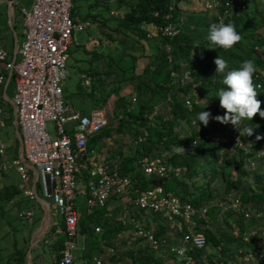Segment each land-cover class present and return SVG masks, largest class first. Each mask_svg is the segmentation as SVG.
Segmentation results:
<instances>
[{
    "label": "trees",
    "instance_id": "obj_1",
    "mask_svg": "<svg viewBox=\"0 0 264 264\" xmlns=\"http://www.w3.org/2000/svg\"><path fill=\"white\" fill-rule=\"evenodd\" d=\"M112 1L113 7L120 11V14L116 17L113 15L114 8L111 9L112 6L108 5L107 1H103L101 8H97V10H104V16L99 15L97 12H85L82 15V18H89L91 22H95L91 26L96 27L97 33L107 40L105 43L101 42L102 47L104 46L106 49L104 50L106 51L105 54L102 53L103 51L96 50L88 53L91 59L105 56L107 59L105 68L93 70L91 66H88L82 71L90 73L97 81H100L102 75H108L112 72L111 66H115L121 72L120 77L115 80L117 82L115 88H112V92L116 95L112 108V115L115 117L116 123L111 127L118 132L127 133L130 138H133V143L136 146L119 157L121 159L116 163L118 173L127 176L131 180L132 188L141 190L158 184L165 192L173 193L195 206L203 205L206 200L212 199L211 191L205 192V190H207L208 178L215 175V163L220 157L216 153L218 142H216L215 136L222 135L225 132L229 135L233 134V131L229 130V126H233L232 124L212 123V115L218 112L217 109L220 107L215 93L218 89L225 87L221 81L228 71L238 70L242 63L247 60L254 62L256 71L253 74V84L257 86L258 95L256 98L261 102L260 111H264V32L263 34L260 33V29L264 28V15L257 16L254 14V10L249 5L251 0L246 1L248 9H246L245 0L244 2L239 0L236 7L228 8L229 11L222 20L224 23L234 24L236 31L242 36V40L230 49H223L211 46L206 40L209 27L213 23H217V13L221 14L222 8L217 11L210 9L213 11L212 17L206 19L207 14L205 11H209L207 8H203L204 11L200 10L198 12L186 11V16L181 17L183 10L180 8L179 2L185 1L186 4H189L190 0ZM73 2L74 0H72L71 12L76 13ZM241 4L244 5V9L240 8ZM193 13L201 14L198 17L201 20L200 23L192 19ZM166 15L168 16L166 17ZM167 22H173L178 28L177 33L171 38L158 31L155 36L150 38L145 36L148 29L157 28L159 30ZM188 22L193 23V26L202 25L206 27V34L196 40L194 36H191L182 28V26H188ZM101 26L104 29L106 28L107 31L101 30ZM126 39H131V41L144 40L148 43L151 51L143 50L144 47L142 46L139 53L128 52L125 48ZM99 41L101 40L99 39ZM165 45L169 46L168 52L165 51ZM117 46H119L118 50L120 49V52L117 57L112 58L109 54L110 50L117 48ZM217 56L222 57L227 62L228 67L224 73H215L213 61ZM142 57L145 59L144 63L140 67V71L136 72V60ZM186 69L191 70V73L185 79L182 74ZM94 81L90 86L92 92L95 85ZM122 81H129L130 89L134 93H120L119 83ZM126 85L124 84V86ZM108 93L101 94L99 97L100 105L106 102ZM142 93L149 94L146 100L141 99L140 95ZM185 100L188 103H185ZM201 111L211 113L207 126L200 124V121L195 119ZM221 111L225 113L223 108H221ZM9 119L11 120V118ZM111 127H103L93 133L88 139L87 147L90 149L91 144H94L103 134L108 136ZM235 127L241 129L243 133H245V128L253 129V134L251 136L247 135L252 143L251 151L264 144V118H261L259 113L251 120H242ZM182 128L188 130L189 135H181ZM197 130L207 133L208 138H201L192 147L190 141L194 138ZM257 136L262 138L257 140ZM137 137H140L141 141L135 143ZM226 141L235 151V154L228 158V163L233 167L235 174L230 179H226L224 193L234 190L237 196L227 197L223 201L224 204L228 202L223 218L226 224L229 221H235L237 232L233 234L232 232L220 231L217 226H214L212 231L204 228L202 233L205 236V245L203 248L190 251L193 258L191 264H213L212 260L209 259L212 254L220 261V264H227L226 259L231 257L237 249H242V251L254 249L255 240L252 237L244 240L243 236L248 232L249 225L256 221H261L263 226L262 236H264V171L263 173L258 169L250 171L246 165V159L253 157V154L244 153L241 148L233 145L229 139ZM142 142L143 144H141ZM179 143H182L183 148L186 150L184 154L175 153L171 149ZM16 149L17 141L15 139L14 154ZM162 153L166 154L165 161L171 169L179 168L178 175L174 176L170 171L164 177L158 178L153 174L146 175L143 173L138 160L142 157L151 158ZM217 165L221 172L222 163L219 162ZM179 175L182 176L178 178ZM197 175L205 177L200 193L195 192L197 187L189 190L183 185L184 178L194 184ZM246 178H248L247 183L245 182ZM242 184H245V186L251 184L256 187L253 188V191L247 188L241 190ZM18 192L19 190L11 184H4L0 187V200H8ZM131 196L133 197L134 193ZM232 198L238 200L237 210L230 207ZM218 209L219 207L216 205H208L206 214L208 215L209 210H214V213H216ZM107 210V207H101L87 212L85 216L87 223L77 222L78 231L81 234L85 233L84 236L91 237V233L95 232L91 224L99 223L101 216ZM243 212L249 213L250 216L244 218ZM214 213L209 216L212 220H215ZM233 213L238 216L229 218ZM150 217L153 220L161 219L160 216L154 213H151ZM101 221L102 228L99 232V239L91 238L89 240L88 245H85V256L88 255V249L98 252L100 249L99 244L110 245L109 239L117 232L128 227V224L122 222L123 220L110 222L103 219ZM159 224L157 232H153L156 238L162 236V230L165 228L163 220ZM203 224L206 225L204 219L199 218L196 226ZM195 230H198V228L196 227ZM176 235L179 237L181 232H177ZM261 238L264 240V237H257V239ZM62 239L63 236L58 237L57 248L61 246ZM176 240L177 238L174 241ZM141 241L133 249H128L127 255L132 264H184L183 259L168 253L163 248L170 255V260L166 262L162 253L156 256V249L151 248L149 243L143 239ZM208 245L212 247L211 250L206 249ZM216 246H219L218 251L215 250ZM21 258H25V250L21 253L19 259ZM58 258L59 254L57 253L56 261ZM238 264L247 263L239 262ZM257 264H264V258Z\"/></svg>",
    "mask_w": 264,
    "mask_h": 264
},
{
    "label": "built area",
    "instance_id": "obj_2",
    "mask_svg": "<svg viewBox=\"0 0 264 264\" xmlns=\"http://www.w3.org/2000/svg\"><path fill=\"white\" fill-rule=\"evenodd\" d=\"M239 0H204L203 7L217 11L222 8V13H217V23L228 13V8H234ZM72 0H31L28 8L19 7L22 17L24 37L18 52L19 60L13 62L7 58V53L0 48V87L5 73L14 75V93L10 99L14 105V119L19 132L23 161L19 155L4 157L5 144L0 139V176L8 170H14L20 177L18 188L22 194L33 201L36 198L35 188L31 182L33 173L28 170L24 162L30 164L36 171L40 191L61 214L62 226L55 227L52 233L45 235L50 228H45L40 234L43 243H50L51 238L63 236L61 246L58 248V260L55 264H76V250L78 256L85 253L83 245L76 246L78 211L76 210V196L84 197L83 206L86 208H101L106 205L111 194L126 195L134 193L132 204L139 210L142 217L145 213H154L166 225L181 235L176 241L160 242L153 232L145 229L141 223L131 221V234L133 238H142L153 249L160 247L168 253L183 259L184 264L193 262L190 251L203 248L205 236L202 233L205 225H197L199 218L207 215L208 206H195L170 192H165L161 185L145 187L141 190L132 188L129 178L120 176L118 166L107 165L103 156L92 155V149L87 147L89 137L105 127L108 123L110 107L107 101L89 114H82L79 110L71 108L62 100L61 80L66 74V59L68 47L74 43L73 35L76 31H83L95 24L88 19H81L76 13L71 12ZM244 9V5H240ZM168 15H166L167 17ZM160 30V31H159ZM157 28L148 29L146 37H152L157 31L171 38L178 28L173 22L163 24ZM165 51L169 46L165 45ZM169 57V55H167ZM4 73V74H3ZM191 70L183 71V78H187ZM81 84L90 91L93 78L87 73H80ZM182 84L181 82L179 83ZM1 95V94H0ZM4 97V95L2 94ZM1 97V96H0ZM185 103L188 101L185 100ZM45 121H52L53 132L46 131ZM5 124L3 111L0 107V128ZM232 135L225 132L221 138L231 140L233 145L241 148L244 153H252L253 157L246 159L249 170L264 171V144L252 150V143L248 136L229 126ZM201 138H208L207 133L197 130L190 145L194 147ZM141 141L140 137L135 143ZM177 146L183 147L182 143ZM174 147L171 149L174 151ZM176 153V152H175ZM165 153L138 160L142 171L153 174L158 178L164 177L170 171L178 175L179 168L171 169L165 161ZM86 177L85 189L78 188V178ZM221 207L219 203H213ZM238 200L232 198L230 207L238 209ZM28 224L32 223V211L24 209L17 213ZM244 218L250 216L243 212ZM205 221V219H204ZM48 226V225H47ZM198 230H195V228ZM98 230L97 227L94 228ZM249 232L243 236L247 240ZM254 233V232H253ZM252 233V234H253ZM46 236V237H44ZM255 240V248L248 251L237 249L231 257L226 259L227 264H257L264 258V240ZM219 250V246L215 247ZM240 258V260H237ZM84 264H117L110 257L92 254L89 262Z\"/></svg>",
    "mask_w": 264,
    "mask_h": 264
},
{
    "label": "rangeland",
    "instance_id": "obj_3",
    "mask_svg": "<svg viewBox=\"0 0 264 264\" xmlns=\"http://www.w3.org/2000/svg\"><path fill=\"white\" fill-rule=\"evenodd\" d=\"M16 2L21 0H15ZM103 1H107L108 5L112 6L111 9H113V1L112 0H74L73 4L75 5V11L76 13L82 17V15L85 12H97L99 15L104 16L105 12L104 10H97V8H101V3ZM203 1L204 0H190L189 4H186L185 1L179 2L180 8L183 10L182 16H186V11H204L203 10ZM244 2V0H240ZM245 0L244 3H246L248 9V4ZM250 7L254 10V14L257 16L264 15V0H251L250 1ZM91 6V7H88ZM115 6V5H114ZM6 4L4 2L0 3V20L7 19V9ZM113 15L118 16L120 14V11H117L116 8L113 9ZM206 12V19L208 17H212L213 11L209 9V11ZM90 14V13H89ZM192 16L194 21H200L199 16L200 13H193ZM13 17L18 16L17 13V6L13 4ZM198 18V19H197ZM112 23V22H111ZM188 26H182V28L185 29V32L190 34L191 36H194L195 39L201 38L203 35L206 34L207 28L198 25L193 26V23L188 22ZM113 26V24H111ZM102 28V26H101ZM101 30L107 31V29L102 28ZM264 28L260 29V33L263 34ZM98 34V37H97ZM74 43L69 46L67 50V59H66V74L62 78L60 84L62 89V100L66 102L67 105H69L71 108L75 110H79L83 114H89L92 110L100 107V99L99 97L101 94H105L107 92L108 95L106 97L107 104L109 107L113 108V103L116 99V95L112 92V88H115V80L116 78L120 77L121 72L117 70L115 66H111L112 72L108 75H102L100 78V81H95V85L93 87L92 91H86V88L81 84V80L79 77V73L85 69L88 68L87 66H91L92 69H100L105 68V62H107V59L104 57H99L96 59H90V55L88 54L92 50L96 51H103L102 53L105 54L106 50L105 47L101 44L105 43L107 41L104 37H101L99 33H97V29L94 26H90L86 28L83 31H76L73 35ZM101 41H99V39ZM126 50L132 53H139L140 48L142 46L144 47L143 50L150 52L151 49L148 47V43H146L144 40L139 41H131V39H126ZM2 45V43H0ZM7 48V45L4 44ZM85 47V48H83ZM102 47V48H101ZM119 46L117 48L110 50L111 57H117L119 54L118 50ZM87 52V53H86ZM144 57L139 58L136 60V68L135 71L139 72L140 67L144 63ZM79 68V70H78ZM7 76V75H6ZM124 84H127L124 86ZM119 90L122 94H128L129 92H132L130 89L129 81H122L119 83ZM124 86V87H122ZM97 87V88H96ZM2 89V87H1ZM92 92V93H91ZM4 96L0 97V107L3 109L5 116H10L8 118H11L5 121V124L3 127L0 128V139L5 144V153L4 157L6 159H9L11 155H13L15 150V139L16 136L14 134L13 130V122H12V113H11V106L6 100V98L11 99L13 93H14V75L11 74L8 78V82L6 86L4 87ZM134 93V92H132ZM149 96L148 93L141 94L140 97L143 100H146ZM214 100V99H213ZM216 101V100H215ZM217 111L223 116L225 113L221 111V108L217 109ZM218 112L214 113L212 116L213 118L217 115L221 116ZM154 113V110H153ZM152 115V113H151ZM108 123L105 127H111L114 126L116 123L115 117L112 115V109L110 111ZM212 118V119H213ZM10 120V121H9ZM210 120V119H209ZM213 124H217L215 119L212 121ZM46 131L48 133L53 132V124L52 121H45ZM181 135H189L188 130L185 128H182ZM216 135V134H215ZM217 139L216 142L218 144L216 145L217 151L216 153L220 156L218 160L215 163V175L208 178V186L207 190L211 191V198L209 200H206L204 202V206H210L213 203H219L221 204V207H219L218 210H216V213H214V210H209L208 215L204 217L205 219V228L209 230H213L214 226H217L220 231H227L232 232L233 234H236L237 232V224L235 221H229L227 224L224 222L223 214L226 212L227 204L228 202L223 203V201L226 200L227 197H233L237 196V193L234 190H230L229 193H224V185L226 179H230L234 176L235 172L232 166H230L228 163V158H231L233 154H235L234 149L232 146H230L229 143H227L225 137H220L218 135L215 136ZM143 144V142L141 143ZM136 146L133 143V138H130L127 133L125 132H118L114 130L113 127H111V131L108 136L102 135L101 138H99L94 144L92 143L90 146V149H92V155L96 156L100 153L107 152V165H112L118 163L120 161L119 157L124 155L125 153L129 152L131 149ZM141 146V145H140ZM219 162L222 163V171H219V166L217 165ZM223 173V175H222ZM182 174V173H181ZM214 174V173H213ZM228 174V175H226ZM185 175V174H184ZM183 175V176H184ZM179 175L178 178H180ZM195 178V177H194ZM184 183L183 185L187 187L189 190H193L197 187L195 192H199L202 189V184L205 182V177L198 176L196 177L194 184L190 183L188 179H183ZM248 178L245 179V182L247 183ZM4 184H11V186L15 187L16 184H20V177L19 175L12 169L8 170L4 175L0 176V187ZM259 185V184H258ZM256 186H253L251 184H242L241 190L243 188H247L248 190L253 191ZM16 188V187H15ZM260 188V186H259ZM37 193L41 198L44 200V202L48 201V199H45L44 196H42V193L40 191V185L39 181H37ZM133 192H130L129 194L111 197L107 202V208L108 210L101 216V220L107 219L110 222H116L123 220L122 222L124 224H128L127 228H124L123 230L117 232L113 237L109 239L110 247H104L108 248L105 252L102 251V256L110 257L112 260L116 261L117 264H132L131 260L129 259L127 252L128 249H133L136 244L141 243V238H133L131 234V222L129 218H134L135 221L138 223H141L142 226H147L149 229L153 232H157L158 226L161 223V219L153 220L151 219V213H145L142 217L137 215V209L132 204V196ZM134 197V196H133ZM79 201H81V198L77 197L76 202L79 205ZM49 204L48 210L50 213V217L53 220L54 225H61V214L57 208L54 209V206L51 202H47ZM46 205V204H45ZM77 205V204H76ZM214 205V204H213ZM47 206V205H46ZM219 206V205H218ZM217 209V207H215ZM24 209H30L32 211V223L28 224L23 218H19L17 216V213L19 211H23ZM47 209V207H46ZM76 210L78 211V221L83 224L87 223V218H85L87 212L90 211V209H87L81 205L76 206ZM139 213V212H138ZM213 213L215 214V220L210 219L209 216H212ZM234 214V215H233ZM229 216V218H233V216H238L235 213ZM42 215V208L39 205L37 201H30L28 200L22 193L19 191L18 193H15L12 198L5 200H0V264H26V257L20 258L21 253L25 250L29 249V257L31 260V264H55L56 261V255H57V240L58 237L56 236L54 238H51L50 243H43L41 238L36 243L31 244L30 243V237L34 233L36 227L40 223ZM226 216V215H225ZM235 217V218H236ZM213 218V217H211ZM97 224L92 223L91 227L94 229L95 226H97L99 229L94 233H91L90 236H84V244L88 245V242L91 238L93 239H99V232L101 230V221ZM51 223V221L49 220ZM89 222V221H88ZM57 228H61L58 227ZM52 229H54L52 227ZM166 229V228H165ZM163 229L162 230V236L159 237L160 242H169L172 241V236H177L176 232L172 229ZM262 229L263 226L261 225V221H256L253 224L249 225L248 230V236L252 237L254 240H256L257 237H264L262 236ZM79 232V231H78ZM254 232V233H253ZM253 233V234H252ZM85 234V233H84ZM261 234V235H260ZM50 236V235H49ZM77 236V243L81 241L82 236H80V233H78ZM168 239V240H166ZM262 242L261 240H259ZM100 245V244H99ZM102 247V245H101ZM103 249V248H102ZM207 250H211V246H207ZM87 251H90V253L95 252L94 250L88 249ZM89 253V254H90ZM162 253L164 260L166 262L170 260V255L166 253V251L160 247L156 249L155 255L159 256V254ZM92 255V254H91ZM210 255V254H209ZM209 259L212 260L213 264H220V261L215 257V255H211ZM83 257L78 256L76 259V264H83ZM209 260V261H210ZM237 260H240L238 258Z\"/></svg>",
    "mask_w": 264,
    "mask_h": 264
},
{
    "label": "clouds",
    "instance_id": "obj_4",
    "mask_svg": "<svg viewBox=\"0 0 264 264\" xmlns=\"http://www.w3.org/2000/svg\"><path fill=\"white\" fill-rule=\"evenodd\" d=\"M206 40L211 46L223 49H230L242 40V36L236 31L234 24L219 23L210 25ZM215 65V73H224L228 67L227 62L220 56L213 61ZM256 71L255 64L252 60L242 63L240 68L228 71L221 83L225 86L218 89L215 93L219 100L220 107L225 110L223 116H215L217 122L221 124L238 125L242 120H251L257 113L264 118V111H260L261 102L257 100V86L253 84V74ZM211 113L207 111L199 112L195 119L200 124L207 126ZM195 122V121H194ZM246 135L253 134L252 128H245ZM262 137L257 136L259 140ZM174 151L178 154H184L186 150L183 147L175 146Z\"/></svg>",
    "mask_w": 264,
    "mask_h": 264
},
{
    "label": "crops",
    "instance_id": "obj_5",
    "mask_svg": "<svg viewBox=\"0 0 264 264\" xmlns=\"http://www.w3.org/2000/svg\"><path fill=\"white\" fill-rule=\"evenodd\" d=\"M1 2H4L5 4H6V9H7V19H3V20H0V43H2V45H0V48H3L5 51H6V53H7V58L9 59V60H12L13 62H17L18 60H19V52H18V47H19V45H20V43H21V41L23 40V37H24V32H23V24H22V17H21V14H20V11H19V7L20 6H24V7H26V8H28L29 7V5H30V3H31V0H21V1H15V0H0V3ZM13 4H15L16 6H17V13H18V16H14L13 17V15H12V13H13ZM77 14V13H76ZM78 15V14H77ZM79 16V15H78ZM80 17V16H79ZM81 19H88V20H90L89 18H82V17H80ZM91 21V20H90ZM95 23V22H94ZM4 44H6L7 45V48L5 47V45ZM72 45V44H71ZM69 48V47H68ZM83 48H85V47H83ZM102 48V47H101ZM90 61H91V58L89 59ZM88 67V66H87ZM0 70H2V68H1V65H0ZM78 70H79V68H78ZM80 71V70H79ZM80 73H85V72H83V71H81ZM80 73H79V75H80ZM4 74V73H3ZM87 74H89V75H91L90 73H87ZM8 76V74H6L5 73V79H6V77ZM92 76V75H91ZM92 78H93V76H92ZM5 79H4V82H3V84H2V89H1V87H0V96H2V94L4 95L5 93H4V91H3V86H4V83H5ZM93 80H94V78H93ZM2 109V108H1ZM111 109H112V106H111V108H110V110H109V115H110V111H111ZM2 111H3V109H2ZM11 113H12V109H11ZM83 114V113H82ZM3 116H4V120L6 121V120H8L9 118V116H5V114H4V111H3ZM12 117H13V114H12ZM109 119V118H108ZM16 141H17V139H16ZM87 142H88V140H87ZM16 155H19V152H18V143H17V149H16V152H15V154L13 153V155H11L10 157H12V156H16ZM100 155L101 156H103L104 157V159H105V161H107V152H103L102 154L100 153ZM119 162V161H118ZM107 163V162H106ZM112 165H114V164H112ZM29 170V169H28ZM30 171V170H29ZM144 173V172H143ZM120 176H125V175H121V174H119ZM125 177H127V176H125ZM128 178V177H127ZM33 180V179H32ZM36 181V180H35ZM131 181V180H130ZM85 184H86V177H84L83 175L82 176H80V178H78V188L80 189V190H84L85 188ZM132 184V183H131ZM18 185L19 184H16L15 185V187L19 190V191H21L19 188H18ZM31 187H32V182H31ZM35 191H36V196L38 197V199L39 200H37L36 198L33 200V201H37L38 203H39V205L41 206V208H42V215H41V218H42V216H43V212H44V210H46L47 212H48V226L46 225L45 226V228H48L49 227V220L50 221H53L52 219H51V217H50V213H49V210H48V207H49V204L45 201L44 202V200L41 198V196H39V194L37 193V182H35ZM22 193V192H21ZM118 196H123L122 194L120 195V194H117V193H113V194H111L110 195V197L108 198V200L111 198V197H118ZM77 197H79V198H81V196H79L78 194H77V196H76V198ZM28 199V198H27ZM83 199H84V197L82 196V198H81V201H79V205H81V206H83ZM132 199H133V197H132ZM29 200V199H28ZM31 201V200H30ZM32 202V201H31ZM75 202H76V199H75ZM108 202V201H107ZM107 202H106V205L105 206H103V207H107ZM47 206H46V205ZM76 204H77V206H78V208H79V205H78V203L76 202ZM46 207H47V209H46ZM84 207V206H83ZM86 208V207H85ZM87 209H90V211L91 210H93V209H96V208H87ZM139 210L137 209V215L138 216H140L139 215ZM105 214V213H104ZM141 217V216H140ZM129 220H130V222L132 221H135L134 220V218L132 217V218H129ZM164 222V221H163ZM164 224H165V228L168 230V229H170L167 225H166V223L164 222ZM61 227L62 226V222H61V225H54V226H51L50 225V228L48 229V231L45 233V235H49L50 233H52V227L53 228H55V227ZM131 227H132V225H131ZM144 227V226H143ZM164 228V229H165ZM145 229H147V230H150L149 229V227H145ZM165 229V230H166ZM151 231V230H150ZM35 232V231H34ZM151 232H153V231H151ZM174 232H176L177 233V231H174ZM78 233H80V232H78V229H77V235H78ZM60 237V235H57L56 236V238L57 237ZM80 236H82V238H81V241L80 242H78L77 243V236H75V238H74V240H75V243H76V246H80V245H83L84 246V249H85V244H84V234H81L80 233ZM44 237H46V236H44ZM33 238V236H31L30 237V239H32ZM39 238H41V236L39 235ZM39 238H38V240H39ZM175 238H178V236H172V240H175ZM142 239V238H141ZM37 240V241H38ZM261 240H263L262 238H261ZM36 241V242H37ZM101 245H102V247H101ZM111 245H103V244H100V249H99V251L98 252H91L90 253V251L89 252H87L88 253V255L87 256H85V253H86V249H85V253L83 254H80V256H82L84 259H83V262L85 261V262H89V258H90V255L91 254H97V255H101L102 254V251H106L109 247H110ZM104 247H108V248H104ZM103 248V249H102ZM58 249V248H57ZM76 252V257H78V251L76 250L75 251ZM90 253V254H89ZM84 264V263H83Z\"/></svg>",
    "mask_w": 264,
    "mask_h": 264
},
{
    "label": "water",
    "instance_id": "obj_6",
    "mask_svg": "<svg viewBox=\"0 0 264 264\" xmlns=\"http://www.w3.org/2000/svg\"><path fill=\"white\" fill-rule=\"evenodd\" d=\"M8 78H9V76H7L6 79H5V83H4V86H3V91H4V87L6 86V84L8 82ZM4 98H5V96H4ZM6 100L8 101V103L10 104L11 109H12V114H13L12 122H13V125H14L13 130H14V134H15V136L17 138L19 158L23 161L22 150H21V142H20V139H19L20 136H19L18 129L16 127L15 119H14V105L12 104V102L10 101V99L6 98ZM24 164L33 173L32 189H34V187H35V180L37 178L36 171H35V169L30 164H28L26 162H24ZM36 199L39 200L37 196H36ZM47 224H48V212L46 210H44L43 216L40 219V223L36 227L35 232L32 234L33 238L30 240V243L31 244L36 243V241L39 238V235L41 233H43V231L45 230V226ZM29 249H30V246L28 247V249L26 250V253H25L26 264H31V260H30V257H29Z\"/></svg>",
    "mask_w": 264,
    "mask_h": 264
}]
</instances>
